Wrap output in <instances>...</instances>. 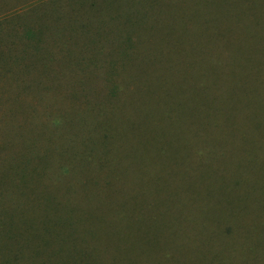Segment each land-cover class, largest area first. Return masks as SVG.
Wrapping results in <instances>:
<instances>
[{
    "label": "rangeland",
    "instance_id": "rangeland-1",
    "mask_svg": "<svg viewBox=\"0 0 264 264\" xmlns=\"http://www.w3.org/2000/svg\"><path fill=\"white\" fill-rule=\"evenodd\" d=\"M0 264H264V0H0Z\"/></svg>",
    "mask_w": 264,
    "mask_h": 264
}]
</instances>
